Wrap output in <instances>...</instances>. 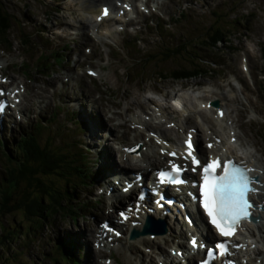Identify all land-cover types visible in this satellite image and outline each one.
<instances>
[{"label": "rangeland", "instance_id": "1", "mask_svg": "<svg viewBox=\"0 0 264 264\" xmlns=\"http://www.w3.org/2000/svg\"><path fill=\"white\" fill-rule=\"evenodd\" d=\"M0 1L3 2L0 5L8 6L13 13L11 15L8 12L6 18L0 6V35L7 37L0 38V88L12 90L15 87L11 86L12 80V83L22 84L26 89L21 105L24 112L22 122L26 125L20 127L16 122L2 118L7 121L2 123L6 126L0 130V143L3 142L0 145V218L7 229L18 228L15 224H28L24 217L30 214L35 205L28 198L30 191L41 199L39 188L37 192L36 188L30 187L26 162L21 164V160H16L17 163H11L4 154L11 148L9 144L15 147L13 141L18 134L37 131L35 127L29 128V120L35 122L38 119L45 123L51 120L54 124L51 121L46 124L51 126L44 128V132L51 135L56 145L64 146L73 140L82 142L83 145L75 150L82 148V152L91 157V165H97L95 171L101 173L102 177L105 175L101 168L109 161L108 158L116 164L118 171L128 167L131 168L127 171H134L142 166L133 164L135 161L131 159L125 161L124 156L120 161L118 156L112 158L111 148L123 153L122 146L133 148L129 144L142 141L143 138L153 149L158 150L159 146L148 140L154 132L144 127L136 129L131 119H138L141 115L147 123L166 133L169 120L154 115V112L159 114L162 109H169L170 113L164 112L165 115L176 120L187 117L191 122L189 127H194L195 131L196 127L199 128L200 144L204 147H207L208 140L215 141L206 132H212L217 127L220 133H228L232 128L240 141H246L238 142V146L242 147L234 151L247 162L264 168V155L261 153V150L264 151V0H161L158 8L152 1H147L145 5L144 0H131L124 2V5L131 3L135 9L110 18L111 33H104L101 37L89 25L95 17H84L83 24L76 19L82 16V11L88 14L92 5L98 13L104 0ZM3 20L8 21L9 25ZM128 20L129 23L126 22ZM167 22L171 24L165 27ZM20 24L24 25V30L19 28ZM217 26L225 35L214 45L215 38L212 35ZM37 46L45 51H59L56 56L48 52L49 56L44 57L45 53L39 51ZM63 57L68 59L61 64ZM90 69L96 72L95 75ZM198 69L203 70L204 74L188 80L173 78L174 75L185 74L187 70L196 74ZM81 85L83 95L78 90ZM89 97L94 103L89 107L92 112L97 110V115L88 113L85 105H82L83 101L88 105ZM175 97L186 99L182 108L174 105V101L180 103ZM209 100L218 101L220 106H213L212 110L203 109L205 107L201 104H209ZM199 108L205 113H201ZM219 108L226 115L220 122L216 118ZM78 114L81 119L76 121L74 117L77 118ZM97 116L110 122H98ZM19 117L22 118V115ZM203 119L208 124L206 128L202 125ZM152 129L160 131L154 127ZM185 132L179 136L182 140L180 146ZM43 136L42 140L45 138ZM235 141L229 142V145L235 144ZM40 148L51 152L48 146L40 145ZM159 163H164V160ZM143 167L150 166L145 163ZM12 175H18L16 184H12ZM107 176L109 181L112 180L111 174ZM110 185L115 184L110 182ZM43 189L45 192L48 190L45 186ZM260 192L263 194L262 218L259 229L255 228L253 233L246 234L249 241L244 246L247 251L243 254L246 258L244 264H264V177ZM96 198L99 202L102 199ZM33 199L38 205L40 200ZM116 210L106 205L101 215L116 216L118 219ZM64 211L69 212L62 206L54 218V224H57L54 226L63 231L32 223V228L39 229L38 233L32 231L38 235V241L34 242L30 251H21L22 260H29L27 264H55L50 258V246L43 243L47 236L55 238L62 233L88 235L91 221L97 215H89L84 220L81 218L77 229L71 219L59 214H66ZM43 214L44 205L39 215ZM193 214L195 218L202 215L200 212ZM198 222L202 223L200 220ZM91 228L97 234L98 228H95L94 223ZM73 230L78 233H73ZM21 231L23 235L21 233L13 239H6L4 246L0 245V251H6L8 245L13 248L17 243L20 247L29 244L28 236L24 235L26 228ZM180 231L182 233L177 236L185 237L186 242L183 222ZM146 236L142 237L144 242L135 245L140 248L139 251L135 250V246L125 247V244H121L126 252L121 250L113 256L104 250L105 253L101 252L99 256L105 264H114V257L115 264H148V259L152 264H157V258L148 257V251L143 247L149 246V250L156 246L160 248L164 238L157 236L151 239ZM119 240L121 242L116 244L129 242L130 239L123 237ZM95 247L98 248L96 244ZM10 251L11 255L16 252L13 249Z\"/></svg>", "mask_w": 264, "mask_h": 264}, {"label": "snow or ice", "instance_id": "2", "mask_svg": "<svg viewBox=\"0 0 264 264\" xmlns=\"http://www.w3.org/2000/svg\"><path fill=\"white\" fill-rule=\"evenodd\" d=\"M124 7H128L125 5ZM108 14V9H103V15ZM100 17H97L99 19ZM95 75V73H92ZM223 115V113H221ZM189 149H192L191 138L186 141ZM211 148L212 145L207 146ZM132 151V149H128ZM193 151L189 152V157L192 160L194 167L192 171H196V166L201 165V160L197 159ZM172 156H176L177 153H170ZM221 168V161L209 160L204 158V164L202 166V175L200 182L197 185L199 192V203L202 204L207 216L210 218V223L214 225L219 234L225 238H231L235 235L236 230L243 220L248 219L252 213L253 203L250 201V193H253L256 189L253 187L258 181L256 177L250 175L252 169L246 167L243 164L234 162L232 159H228L223 162L222 172L218 173L217 169ZM183 170L182 165L172 163L170 171H160L159 176L161 178H167V182L170 183H183L182 180H177V177L181 175ZM171 203V201H169ZM124 216V213H120ZM193 246H196L198 241L193 238L191 240ZM227 241H221L215 244V249L220 250L221 255L228 254ZM239 247V245H236ZM179 254V253H177ZM209 254H212V250H209Z\"/></svg>", "mask_w": 264, "mask_h": 264}, {"label": "bare ground", "instance_id": "3", "mask_svg": "<svg viewBox=\"0 0 264 264\" xmlns=\"http://www.w3.org/2000/svg\"><path fill=\"white\" fill-rule=\"evenodd\" d=\"M111 14H113V12H111ZM110 14V15H111ZM97 15H98V13L97 12H95V7H94V5H92L91 6V8L89 9V11H88V14H86V12L85 11H82V16L79 18V19H76V21H78L80 24H83V21H82V19L84 18V17H86V16H88V17H86V18H89V16H92V17H95V20L94 19H92V20H90V25L93 27V28H96V27H100V28H105V30L104 29H102L101 31H99L100 33H105V32H110L111 33V28H110V25L109 24H100V23H98L97 22V20H96V17H97ZM0 37H5V36H2V35H0ZM175 48V47H174ZM93 70V69H92ZM2 78V77H1ZM3 79V78H2ZM196 83V81L193 83V84H195ZM11 86H15L14 88L15 89H18V90H22L23 92L21 93L22 95L23 94H25V91H26V89L24 88V87H21V86H18L17 85V83H12V81H11ZM14 92V90L11 92V93H13ZM183 98V97H182ZM174 99H177L178 101H180V98H177V97H175ZM182 101L183 102H186V99L185 98H183L182 99ZM192 104V103H191ZM201 106H202V104H201ZM184 108H186V109H189V107L188 106H184ZM197 109V108H196ZM203 109H206L207 110V108H203ZM212 110V109H211ZM161 111V113L160 114H158L157 112H154V115L155 116H160L161 118H164V119H167V120H169V122L170 121H177V122H174L175 123V126L173 127H168V128H165V130L167 131L166 133L165 132H163V130H160V131H157V130H153L152 128L154 127V128H156V129H158V127H156V126H152L151 124H149V123H147V121H146V119L145 118H143L141 115H139L138 116V119H131L132 121H134V123L137 125V126H144V128H146V130H148V131H150V132H154V133H156V135L160 138V141H166V142H171V144H172V146H166V148L164 149V150H172V151H164V152H167V153H172V152H177V155L176 156H179V159L180 160H182V161H185L186 159H185V157L187 156L188 158H189V152H191V150L190 149H188L186 146H184V147H182V146H180V144H178L177 143V139L179 138V136H181V134L184 132V131H186L188 128H189V126L191 125V122H190V120H188V118L186 117L185 119H178V120H176L175 119V117H168V116H166V115H164V112H166V113H170V110L169 109H166L165 111H164V109H162V110H160ZM199 111L201 112V113H205V110H200V108H199ZM197 112V111H196ZM2 113V117L3 118H9L10 117V115L12 114V112H10V111H5L4 113L3 112H1ZM226 116V115H225ZM224 116V117H225ZM224 117L223 118H221L219 115H218V117H217V119H218V121L220 122V121H223L224 120ZM216 119V118H215ZM217 119H216V121H217ZM161 121H162V119H161ZM203 121V123H202V125H203V127L205 128V127H208V124L204 121V119L202 120ZM99 122V121H98ZM160 124L161 125H163L164 123H161L160 122ZM220 124V123H219ZM207 125V126H206ZM230 125V124H229ZM220 126H221V124H220ZM197 128V127H196ZM213 128V127H212ZM143 129V128H142ZM179 130H182L183 132H179ZM194 131V129L192 128V132H189V133H187L186 134V132H185V136H194L195 137V140L197 139L198 141H199V134H197L198 133V131H199V128L197 129V132H193ZM168 132H170V134L168 133ZM171 132H175L174 134L173 133H171ZM140 135L142 134L141 132H138ZM210 137H215V135H218L219 136V133H220V131H219V129L217 128V127H215V128H213V131L212 132H206ZM126 135H127V133H126ZM227 135V136H226ZM137 136V133H135V137ZM220 136H221V140H217L216 139V141L214 142V145H213V147H212V151L211 152H213V151H216L217 152V154H219V156L220 157H225L226 155H227V157H229V155H233V156H236V154H234V153H237V152H235L234 150L236 149V148H240L241 149V147H242V145H240V146H238V142H242V143H244V142H246L245 140H242V141H240L239 139H238V137H237V135H236V133H232V128L230 129V131L228 132V133H225V132H221L220 133ZM126 137V136H125ZM236 138V141H235V144H233V145H229V138ZM233 140V139H232ZM246 140H247V138H246ZM197 141V142H198ZM249 141V140H248ZM250 141H252V140H250ZM253 142V144H254V141H252ZM152 143H153V141H152ZM237 143V144H236ZM142 145H143V147L140 149V151L138 152V153H133L132 155H128L129 157H130V159L131 160H134L133 159V157H135L136 159L138 158V156L140 155V154H142L143 156H145V157H148L149 159H153L154 158V160L156 159L157 160V158L158 157H161L162 158V155L159 153L161 150H159L160 148H161V145H159V148H158V150H154V149H152V145L151 144H147V140L146 139H143L142 138V143H141ZM162 144V143H161ZM164 145V144H163ZM255 145V144H254ZM229 146H232V147H229ZM145 147H147V149L145 150ZM150 147V149H148ZM175 147V148H174ZM197 147V146H196ZM199 147H200V150H198V153L196 152V151H194V153L193 154H195V155H197V154H199V155H201L202 157H204V152H205V150L199 145ZM173 148H174V150H173ZM8 151H9V149H8ZM132 151H135V150H132ZM131 151V152H132ZM138 151V150H137ZM10 152V151H9ZM261 153H262V155H264V151L263 150H261ZM238 155V154H237ZM211 157H218L216 154H211ZM236 157H238V156H236ZM164 159H166V157L164 156ZM126 161H129V159H127ZM247 163H249V164H251V162L250 161H248ZM253 170H254V172L256 173V174H259V176H260V172H259V168H258V166L256 165V164H253V166H251V165H249ZM35 169V168H34ZM192 171V170H191ZM193 172V171H192ZM196 176H194V178H195ZM51 179V178H50ZM188 184H190V183H188ZM257 185V184H256ZM258 186V188H259V184L257 185ZM114 192V191H113ZM112 192V193H113ZM188 192H190L191 193V195L193 196V202H191V203H195V195L193 194V189H192V187H190L189 188V191ZM121 195H123L122 193H120ZM189 194H186V196H188ZM175 200L177 201V198L175 197ZM136 211L137 212H139V213H141V217H142V219H144V218H146L145 219V221L144 222H141L140 224H139V227L142 225V223H143V225H142V228H139L141 231H145V230H149L150 232H153V225H154V223H155V221L156 222H160V223H162L160 226L162 227V225H164V229H165V234H160L159 236L160 237H169V236H171L172 235V232L174 233L175 231H177V232H179L180 231V229L182 228V222H181V220H184V217L183 216H181V217H179L180 219H173V218H175V215L177 216V214H176V209L175 208H173V207H171V208H169V209H166V213L164 214V209L163 208H156V206H155V204L153 203L152 204V207H149V206H147V205H145V203L143 202L142 203V205L140 206V207H137L136 208ZM149 215H153V216H155V217H158V218H156V220H152L150 217H149ZM200 220V222H202L203 221V219H202V217L200 216V217H198V218H189V220H191V222L190 223H192L193 221H195V220ZM242 226H243V224L242 225H239L238 226V228H239V232H241V229H242ZM192 227V225H190V226H188V228H191ZM246 231H247V228L246 227H243ZM142 237L143 236H141L139 239H135V240H131V241H137V243H139V241H143L142 240ZM145 239V238H144ZM86 240H90L91 241V239H90V237H89V239H86ZM241 241V240H240ZM144 242V241H143ZM60 248V247H59ZM178 249H180V246L178 245ZM152 251H155L156 250V248H152L151 249ZM192 250H195L194 248H192ZM235 253H236V251H235ZM189 254V252L187 253V255ZM184 255H186V253H184ZM235 258V257H234ZM240 259V256H236V258L234 259L235 261H238ZM97 263L98 264H101V262H100V259H99V257H97Z\"/></svg>", "mask_w": 264, "mask_h": 264}, {"label": "trees", "instance_id": "4", "mask_svg": "<svg viewBox=\"0 0 264 264\" xmlns=\"http://www.w3.org/2000/svg\"><path fill=\"white\" fill-rule=\"evenodd\" d=\"M0 6L4 10L3 14L5 15L6 18H8L7 10L3 7V5H0ZM3 22H6L9 25L8 21H4L3 20ZM214 30H215V32H214ZM223 35H224V33H223V31H222V29L220 27H217V28L213 29L212 38L213 37L215 38V40L213 41L214 45H216L217 42L222 39ZM190 76H191V74H185L184 75V77H190ZM29 150L32 151L31 149H29ZM41 153H42V156H44L46 160H51V164H52V168H53V175L54 176H58L59 175V171L61 172V175L63 174L64 176H67V173H66L64 167H66V165L69 164V161L61 159L62 154H59V156H57L55 154V159H54L53 158L54 154L52 153V157L50 159L49 158L50 157V155H49L50 153H47L45 150H42ZM44 164H46V163L43 162L42 165H44ZM33 167H32V170H29V175L31 177L33 176V174L36 173V165H34ZM45 169H46V167H43L42 169H38V171L41 172V173H46ZM42 186H45V187L48 188L47 194L50 197L49 202H53L54 200L60 198V196H59L60 194L57 192L58 191L57 187L55 185L51 184V183H47L46 179H44V182H42L41 180L38 179L36 182L30 183V187L31 188H36V187L42 188ZM33 197H35V199L39 200V198H37L35 195H33L32 192L30 191L28 198H29L30 202H32V203H34L33 202ZM40 198L43 199L42 196ZM69 200H71V199H69ZM38 203H39L38 204L39 206L36 204V202L34 203L35 205L32 207L33 210L31 212H29V213L41 214L43 204L41 203V201L38 202ZM22 205L25 206V204H22ZM57 209H58L57 206H53L52 207V212H56ZM0 227L2 228V230H4V232H2V234H1L2 236L0 235V244L2 243V241H5L6 239H12L13 238V237H11L10 233L11 234H19L21 232V231H19L20 228H19V230L17 232H15L16 230L14 228L13 229H7V226L5 225L4 221L1 220V218H0ZM66 244L67 245H72V243L70 241H69V243L67 242ZM59 251H60L59 258L61 256H64V259L66 258V260H67L66 264H82V262L77 260L76 257L71 258V256L63 253L61 250H59ZM9 261H10V259L8 257H3L2 254H0V264H9ZM12 264H27V262L26 261H22L20 259V257H17V258H14V261H13Z\"/></svg>", "mask_w": 264, "mask_h": 264}, {"label": "water", "instance_id": "5", "mask_svg": "<svg viewBox=\"0 0 264 264\" xmlns=\"http://www.w3.org/2000/svg\"><path fill=\"white\" fill-rule=\"evenodd\" d=\"M217 104V103H216Z\"/></svg>", "mask_w": 264, "mask_h": 264}]
</instances>
